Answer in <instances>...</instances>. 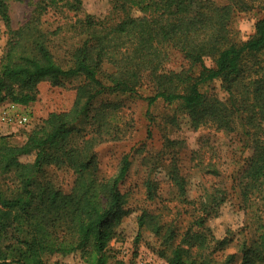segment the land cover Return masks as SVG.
<instances>
[{
  "label": "trees",
  "instance_id": "1",
  "mask_svg": "<svg viewBox=\"0 0 264 264\" xmlns=\"http://www.w3.org/2000/svg\"><path fill=\"white\" fill-rule=\"evenodd\" d=\"M12 1L0 0L9 33L0 65V104L26 107L36 100L42 81L53 86L75 82L76 97L69 110L51 112L33 127L21 145L0 143V170H13L17 179L14 188L0 189V264H45V255L73 253L88 264H109L107 247L118 236L112 216L126 202L121 184L132 160L124 154L116 172L108 174L97 145L122 138L112 117L125 105L123 96H139L146 82L154 89L145 97L150 106L160 100L177 104L194 128L239 127L253 153L231 190L215 187L195 199L186 197L178 169L164 165L177 192L139 216L138 238L144 228L154 232L155 251L168 264H230L236 259L256 264L254 255L264 257V223L230 254L226 248L234 239L217 238L207 225L231 192L245 212L264 200V14L246 40L234 27L236 10H250L256 3L264 10V0H115L113 18L86 15L65 24L70 33L61 40L67 42L64 48L50 37L58 30L42 27L40 3L27 23L12 29ZM49 4L75 14L82 10V0ZM171 52L184 60L179 70L165 68ZM217 81L224 98L212 87ZM176 122L172 117L171 123ZM59 171L74 175L69 190L59 183ZM147 185L150 198L157 197L158 185ZM174 201L178 205L172 209Z\"/></svg>",
  "mask_w": 264,
  "mask_h": 264
},
{
  "label": "rangeland",
  "instance_id": "2",
  "mask_svg": "<svg viewBox=\"0 0 264 264\" xmlns=\"http://www.w3.org/2000/svg\"><path fill=\"white\" fill-rule=\"evenodd\" d=\"M215 1L221 3L227 0ZM38 3L42 6V27L56 33L58 30L57 34L50 37L59 46L62 43V48L67 42L63 43L61 40L70 33V30L65 33V24L74 23L78 17L86 15L97 18L117 16L115 0H82V10L78 14L68 11L66 6L61 9L49 6V0H15L9 5L10 27L17 29L27 23ZM262 6L256 3L250 10H236L234 27L238 30L240 39L246 40L254 33L256 20L264 14ZM8 37V30L0 17V65ZM57 54L60 58L64 52L57 51ZM182 64V56L171 52L165 68L179 70ZM206 64L212 66L211 58H206ZM75 86V82L65 86H53L49 81L40 82L36 100L23 106L29 122L25 125L0 123V143L21 145L31 129L41 124L51 112L69 110L76 97ZM212 87L220 97L226 96L219 81L213 83ZM151 94H154V89L150 82H146L138 88L139 96H123L125 105L112 117L121 130L119 136L122 138L106 140L97 145L101 168L108 174L116 172L124 154L130 153L132 160L128 175L121 184L126 202L112 216L113 221L117 219L118 236L107 247L109 264H168L155 251L158 242L154 232L144 228L142 235L139 238L137 236L139 216L144 211L153 212L160 206L162 199L171 198L177 192L176 186L167 177L168 168L174 166L178 169L186 182V197L195 199L205 190L215 187L231 190L235 176L239 175L238 172L253 153L251 144L239 127L223 129L215 125H201L194 128L189 114L181 106L164 103L162 100L150 106L145 97ZM10 103L5 101L0 104V111ZM172 117L177 118L176 123H171ZM22 160H33V157H23ZM164 165L168 168H164ZM58 181L65 190H69L74 175L71 171H59ZM148 183L153 188L154 184L158 185L157 197L150 198ZM16 185L13 170H0V189L6 190ZM239 202L238 195L231 192L217 215L213 214L207 221L217 238L234 239L226 248V254L237 253L239 244L255 234L264 223L263 199L255 201L248 212L239 209ZM177 205L178 201H174L169 207L174 209ZM160 220L163 222L164 217H160ZM253 258L256 264H264V257L254 255ZM44 261L45 264H88L79 253L48 254L44 256ZM230 264L241 262L236 259Z\"/></svg>",
  "mask_w": 264,
  "mask_h": 264
},
{
  "label": "built area",
  "instance_id": "3",
  "mask_svg": "<svg viewBox=\"0 0 264 264\" xmlns=\"http://www.w3.org/2000/svg\"><path fill=\"white\" fill-rule=\"evenodd\" d=\"M29 122V116L24 111V107L10 103L3 110L0 111V123L6 125H25Z\"/></svg>",
  "mask_w": 264,
  "mask_h": 264
}]
</instances>
